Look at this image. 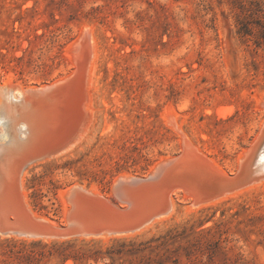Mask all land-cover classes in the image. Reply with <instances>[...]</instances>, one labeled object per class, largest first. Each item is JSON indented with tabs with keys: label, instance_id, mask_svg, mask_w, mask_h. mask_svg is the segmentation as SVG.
Segmentation results:
<instances>
[{
	"label": "rangeland",
	"instance_id": "obj_1",
	"mask_svg": "<svg viewBox=\"0 0 264 264\" xmlns=\"http://www.w3.org/2000/svg\"><path fill=\"white\" fill-rule=\"evenodd\" d=\"M84 26L95 54L87 71L71 50ZM68 75L72 85L45 117L0 94V171L18 183L2 192V209L14 200L64 223L72 185L112 197L118 176L148 173L177 154L184 137L234 172L264 127V0H0V87ZM26 123L31 132L21 147ZM125 157L138 159L137 172L112 176ZM68 160H78L74 169L89 179L101 171L106 178L79 182L61 167ZM261 181L197 207L176 190L170 213L144 231L69 239L88 255L79 264H264ZM33 190L45 195L49 215L29 204ZM34 240L41 239L0 236V264H20L26 249L37 255ZM37 264L75 263L50 256Z\"/></svg>",
	"mask_w": 264,
	"mask_h": 264
},
{
	"label": "water",
	"instance_id": "obj_2",
	"mask_svg": "<svg viewBox=\"0 0 264 264\" xmlns=\"http://www.w3.org/2000/svg\"><path fill=\"white\" fill-rule=\"evenodd\" d=\"M86 39L93 43L90 28L84 26L78 39L71 46L73 54H77L83 62L85 71L91 60L92 51L85 47ZM72 81V75H68L52 82L33 86L31 93L43 97L45 103L40 107L43 106L45 111L50 112V105L61 101V96L67 92ZM263 104L264 90L260 103L264 108ZM250 152H244L243 156L246 158L242 163L238 161L234 172L224 171L223 177L214 176L205 179L207 175L199 174L194 168L201 160L199 161L190 152L189 146L181 141V149L177 154L158 161L148 173L118 176L112 187V197L94 193L82 184L72 185L65 194L67 208L64 223L51 224L41 215L32 218L28 210L25 211L24 216H20L13 208H6L14 223L10 224L2 220L0 236L69 239L134 233L150 221L169 213L170 208L161 204L169 188L185 191L188 183L195 184L200 181L202 199L195 202L191 197L192 207H197L258 181L264 173L262 171L264 169V135L256 150ZM208 164L209 172H213Z\"/></svg>",
	"mask_w": 264,
	"mask_h": 264
},
{
	"label": "bare ground",
	"instance_id": "obj_3",
	"mask_svg": "<svg viewBox=\"0 0 264 264\" xmlns=\"http://www.w3.org/2000/svg\"><path fill=\"white\" fill-rule=\"evenodd\" d=\"M84 45L85 47L88 49V50H92L91 51V60L89 61V65H91V62L93 61V56H95L94 54V46H93V43H90L87 39L85 40L84 42ZM74 55V58L76 59L77 57L79 58V56L77 54H73ZM80 61V59H79ZM88 65V66H89ZM9 82V81H7ZM7 84V83H6ZM21 85V84H20ZM19 85V86H20ZM89 87V86H88ZM33 88V86H27L26 88L24 87H21V88H12L10 86H4V87H0V94H2L4 97L12 100L13 104L16 105V104H19L20 108H21V111H24V112H31V113H40L42 114L43 117H45V115H49L50 112H47L45 111L44 107L40 105L41 104H44L45 103V99L39 95H34L31 93V89ZM17 93V94H16ZM4 101V100H3ZM5 102V101H4ZM6 103V102H5ZM260 103H261V100H260ZM7 105V104H6ZM5 105V106H6ZM54 105V104H53ZM52 104L50 105V110H53L54 111V106ZM264 106V104H263ZM40 107V108H39ZM1 109V107H0ZM225 109V108H224ZM2 110V109H1ZM224 111V110H223ZM222 111V113H223ZM55 112V111H54ZM229 112V111H228ZM49 113V114H48ZM226 113V112H225ZM224 113V114H225ZM2 115H0L1 117ZM12 116V115H11ZM54 116L52 115L51 117L49 116L48 118H53ZM14 118V117H13ZM47 118V119H48ZM6 121V120H5ZM1 122V120H0ZM18 122V120H17ZM2 123V122H1ZM7 124V123H6ZM3 125V124H2ZM13 125V124H12ZM11 125V126H12ZM19 125V124H18ZM17 125V126H18ZM173 126L174 123L172 124ZM22 127L26 128L28 127V130H27V134L26 135H17V143L21 146V147H25V145L27 144V138L30 136V125H28V123L26 124H22ZM11 128V127H10ZM16 128V127H15ZM16 131V130H15ZM12 135V134H11ZM264 135V127H263V130H262V133L261 135L256 139V141L250 146L249 149H247L245 152L246 153H249L250 151L253 152L256 150L257 148V145L260 141V139L263 137ZM10 138V137H9ZM184 143L186 145L189 146L190 148V152L196 156L198 158V160L200 161V163L197 165V166H194V168L199 172V174H202V175H207L205 177V179H209V178H212L214 176L216 177H223L222 175H224V171L213 164V162L211 161V159L209 157H207L205 154L201 153L199 151V149L192 143L190 142L187 138H183ZM250 152V153H251ZM3 156V155H2ZM4 158V157H3ZM246 158V157H245ZM244 156L242 155L241 158L239 159L240 163H242V161L245 159ZM4 161V160H3ZM209 163L208 165H210V167L213 169V172H209V168L207 166V163ZM264 164V163H263ZM264 166V165H263ZM264 171V169L262 170ZM208 172V173H207ZM256 173V171H254ZM207 173V174H206ZM263 176L260 177L259 180H263L261 181L262 183L264 182V173H262ZM258 180V181H259ZM203 183V182H201ZM258 183V182H256ZM255 183V184H256ZM250 185V184H249ZM248 185V186H249ZM254 185V184H253ZM251 185V187L253 186ZM247 186V185H246ZM18 188V183L16 182L15 184L14 183H11L10 179L6 176L3 175V173H1L0 171V197H1V194L2 192H7L9 193L10 191L12 190H16ZM243 188V187H242ZM242 188L240 190H242ZM244 189V188H243ZM90 191L94 192V193H97V190L95 188H90L89 189ZM176 190H173V188H169L167 190V195L166 197H164L162 200H161V204L170 208V211L172 210L173 208V201L172 203H170V197L172 195L173 192H175ZM183 191V190H181ZM186 194L190 195L192 198H194V201L196 202L197 200H201L202 199V192H201V184H200V181L196 182L195 184H191V183H188V187L186 188V190L184 191ZM238 192V191H236ZM236 192H233V193H230V194H227V195H224L223 197L217 199V200H221V199H224L228 196H231L232 194H235ZM3 193V194H4ZM18 193V192H17ZM201 194V195H200ZM21 198L23 197V199H25L24 196H21V194H18ZM162 198V197H161ZM160 198V199H161ZM172 199V198H171ZM21 200V199H20ZM26 200V199H25ZM215 200V201H217ZM151 201V200H149ZM213 201V202H215ZM211 202V203H213ZM23 203H25L23 201ZM210 204V203H207V205ZM6 205V206H5ZM3 206V209L0 207V224L2 223V220H5L6 223H10V224H13L14 222L11 221V218L7 212V209L8 208H13V210L17 211V213L20 215V216H24V214L26 213L25 211L28 210V212H30V215L31 217H37L39 216L38 214L34 213L30 208H28V204L25 203V206L24 208L20 207L19 204L16 203V201L12 200L11 202L5 204ZM192 207V205H191ZM7 208V209H6ZM3 210V211H2ZM169 211V213H170ZM168 213V214H169ZM167 214V215H168ZM165 217V216H164ZM161 218L163 217H160V218H157V219H154L152 221H150L148 224L144 225L142 228H140L136 233L138 232H141V231H144L145 229H147L149 226L153 225L155 222L157 221H160ZM47 218L44 217V220L51 223V224H54L51 220H46ZM132 234V233H131ZM128 235V234H127ZM120 236V235H119ZM123 236H126V235H123ZM13 237H16V236H13ZM108 237H117V236H114V235H103L101 236V238H108ZM21 238V237H20ZM24 239L28 240L30 239L31 237H23ZM82 238V237H80ZM88 238V237H86ZM41 240H59V239H51V238H43Z\"/></svg>",
	"mask_w": 264,
	"mask_h": 264
},
{
	"label": "trees",
	"instance_id": "obj_4",
	"mask_svg": "<svg viewBox=\"0 0 264 264\" xmlns=\"http://www.w3.org/2000/svg\"><path fill=\"white\" fill-rule=\"evenodd\" d=\"M138 147L133 146L132 149L136 150ZM139 150V149H138ZM144 160H147V157L143 154H140ZM138 159H135L134 157L131 158V160L128 157L123 158L121 161H116L114 168H113V174L119 173L121 171H132L137 172L136 168L134 167L136 164V161ZM78 160H68L65 162L61 167L65 170H73L76 172V175L78 176V181L83 182V179L87 180H98L99 182H103L106 178V172L101 171V175L98 177H95L93 175L92 179H89V176L84 171H80L79 169H74V166L76 165V162ZM89 183V181H88ZM32 187V186H30ZM55 194V192H54ZM45 195L42 193H39L36 190H33L28 197L29 204L32 206V208L35 211L43 212L45 215H49V211H46L47 206H45L42 203V197ZM53 213H51L52 217L58 219L60 218L59 209L54 208ZM74 241L72 239H65L60 241H51V242H43L42 240H34L30 242V245H40L41 251L36 255V253L33 251V249H26L25 252L21 255L20 258L24 259V261H21L20 264H37L38 261L43 260L44 257H52L56 256L59 258L61 262H65L69 259L73 260L75 264L83 263L87 258L88 255H86L83 250L75 248L74 247Z\"/></svg>",
	"mask_w": 264,
	"mask_h": 264
}]
</instances>
